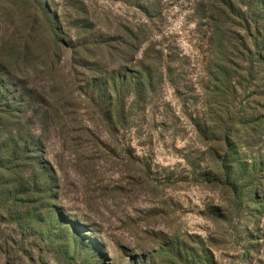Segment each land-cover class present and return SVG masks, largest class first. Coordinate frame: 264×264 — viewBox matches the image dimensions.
<instances>
[{
  "label": "rangeland",
  "instance_id": "rangeland-1",
  "mask_svg": "<svg viewBox=\"0 0 264 264\" xmlns=\"http://www.w3.org/2000/svg\"><path fill=\"white\" fill-rule=\"evenodd\" d=\"M0 61V264H264V0H0Z\"/></svg>",
  "mask_w": 264,
  "mask_h": 264
},
{
  "label": "trees",
  "instance_id": "trees-1",
  "mask_svg": "<svg viewBox=\"0 0 264 264\" xmlns=\"http://www.w3.org/2000/svg\"><path fill=\"white\" fill-rule=\"evenodd\" d=\"M219 33V32H218ZM219 36L220 35H217V37H218V39H219ZM11 55H13V56H15V57H17L18 58V60L19 59H21V53H17V52H15V51H13L12 53H11ZM1 61H0V69H3L2 67H1ZM4 70V69H3ZM114 87H115V84H114ZM2 88V86L0 85V89ZM113 89H115V88H113ZM102 92H104V88L101 90Z\"/></svg>",
  "mask_w": 264,
  "mask_h": 264
}]
</instances>
